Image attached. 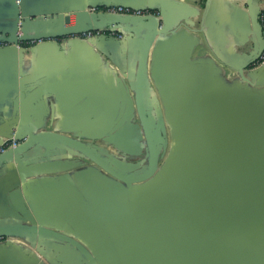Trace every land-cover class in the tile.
Segmentation results:
<instances>
[{
    "label": "water",
    "instance_id": "1",
    "mask_svg": "<svg viewBox=\"0 0 264 264\" xmlns=\"http://www.w3.org/2000/svg\"><path fill=\"white\" fill-rule=\"evenodd\" d=\"M247 3L249 13L238 27L260 37L262 10L253 0ZM111 7L155 14L103 12ZM71 14L77 17L75 25ZM211 15L207 12V19ZM91 31L100 34L81 37ZM130 31L148 32L136 60L134 108L128 103L126 112L127 120L138 121L145 153L141 160L133 169L121 158L107 161L105 153L98 154V145L82 142L81 136L28 125L20 115L0 134V147L5 139L20 141L0 153L1 201L7 203L30 177L21 168L26 159L36 158L42 149L66 153L79 167L90 162L125 187L131 228L141 234L139 241L145 234L149 237L143 241L151 246H141L189 250L188 264H264V62L260 63L264 43L257 46L251 41L247 53L226 58L222 52L227 47L207 30L208 44L237 74L236 82L227 85L210 64H188L171 80H157L164 109L159 106L153 119L144 107L143 86L153 80L146 78L150 50L155 43L160 47L167 34L157 8L146 0H0V52L17 56L23 67L25 55L37 54L45 42L85 41L94 46L102 39L122 40ZM151 88L154 91L152 83ZM13 215L20 221L0 222V237L6 238L0 254L10 249L23 256L20 239L49 237L76 248L86 264H126L120 261L117 240L104 227L96 225L99 238H73L21 209Z\"/></svg>",
    "mask_w": 264,
    "mask_h": 264
},
{
    "label": "crops",
    "instance_id": "2",
    "mask_svg": "<svg viewBox=\"0 0 264 264\" xmlns=\"http://www.w3.org/2000/svg\"><path fill=\"white\" fill-rule=\"evenodd\" d=\"M146 2L160 11L167 23L161 46L155 43L147 62L146 78L153 80L144 83L143 103L149 118L157 117L159 106L164 109L157 80H171L175 72L185 70L188 64H210L227 85L236 82L237 74L213 52L205 32L215 34V41L227 47L222 52L226 58L247 53L255 36L238 27L249 13L247 0ZM253 3L264 12V0ZM207 12L212 13L209 19ZM70 17L71 25H75L76 15ZM51 20L46 22L49 24ZM147 33L130 31L122 40L102 39L94 46L85 41L70 44L48 41L37 54L25 55L24 67L17 56L1 51L0 134L5 133L13 119L23 115L28 125H44L68 136L79 135L82 142L98 145V154L105 153L107 161L121 158L128 162L124 166L133 169L145 153L136 127L138 121L127 120L126 112L128 103L130 109L134 108L131 97L135 96L136 60ZM167 138L170 144L169 130ZM76 160L66 153L45 149L36 158L26 159L21 168L30 177L22 189L10 194L7 203L0 197V222L20 221L13 214H20L21 209L49 226L63 229L73 238L85 239L100 237L98 225L117 240V251L119 256L123 255L120 261L126 264L190 262V252L183 248L141 246H151L143 241L149 237L145 234L139 241L141 234L131 228V220L126 217L130 206L125 187L111 181L92 163L79 167ZM115 223L116 229L111 226ZM20 242L23 256L8 249L0 254V264H86L76 248L54 238L20 239Z\"/></svg>",
    "mask_w": 264,
    "mask_h": 264
},
{
    "label": "built area",
    "instance_id": "3",
    "mask_svg": "<svg viewBox=\"0 0 264 264\" xmlns=\"http://www.w3.org/2000/svg\"><path fill=\"white\" fill-rule=\"evenodd\" d=\"M90 11H95V10L91 9ZM103 12H107V13H111V14L139 15V16L148 15V14H155L154 12H150V11H134V10H130V9L122 8V7L106 8L103 10ZM260 20H261V23L264 25V12H262ZM98 34H100V33L91 31V32H88L86 34L81 35V37L91 38V37H94ZM263 62H264V53H263L261 60H260V63H263ZM19 144H20V141H18L15 138L5 139L2 146L0 147V153H3L10 148H15V147L19 146ZM5 241H6L5 237H0V243H4Z\"/></svg>",
    "mask_w": 264,
    "mask_h": 264
},
{
    "label": "flooded vegetation",
    "instance_id": "4",
    "mask_svg": "<svg viewBox=\"0 0 264 264\" xmlns=\"http://www.w3.org/2000/svg\"><path fill=\"white\" fill-rule=\"evenodd\" d=\"M262 27H263V30H262L263 32L261 33L260 37L255 35V38H254V43L257 46H261V44L264 43V25L263 24H262Z\"/></svg>",
    "mask_w": 264,
    "mask_h": 264
}]
</instances>
